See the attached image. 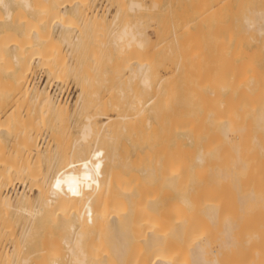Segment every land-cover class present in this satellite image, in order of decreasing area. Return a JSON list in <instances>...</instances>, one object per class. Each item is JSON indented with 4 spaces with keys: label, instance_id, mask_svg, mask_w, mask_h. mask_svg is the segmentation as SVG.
<instances>
[{
    "label": "bare ground",
    "instance_id": "bare-ground-1",
    "mask_svg": "<svg viewBox=\"0 0 264 264\" xmlns=\"http://www.w3.org/2000/svg\"><path fill=\"white\" fill-rule=\"evenodd\" d=\"M92 1L0 0V24L7 21L14 26H10L13 32L8 40L11 50V58L8 59L12 62V80H9L11 103L7 110L0 104V114L7 115V123H0V140L9 134L10 144L8 158L3 154L0 164V234L5 232L9 235V239L0 245V256L7 259L16 251L19 254V240L25 245L35 240L34 245L37 246L32 251L27 252L30 248L23 251L24 256L21 254V264H175L170 251L171 237L167 239L166 230H169L170 236H186L190 242V264L257 263L256 260L252 263L251 254H255L254 248H257L253 241L256 234L259 235V229L254 227L252 231L249 228L253 215H250L252 218L248 223L245 213L248 209L256 210L255 205L250 208V201L254 198V204L258 205L257 196L260 195L256 192L255 198L256 177L253 179L251 168H255L257 160L251 155L258 154L260 160L264 158L260 157V154L264 156V42L245 51L241 48L242 43L224 41L225 23L216 26L192 24L215 13L225 14L233 4L241 7L243 0H204L191 19L173 26L176 46L171 50L173 54L167 56L164 54L165 40L150 38L146 34L147 29L144 31L137 23H130L131 20L120 25L117 23L122 10L138 11L143 7L142 0H114L117 9H114L113 16L110 14L112 21L109 22L107 0L101 9L97 8L98 5L93 7L96 4L95 0ZM149 2L151 10L156 8L158 2ZM255 7L245 12L242 28L244 32L253 29L264 34V9ZM122 17L125 18L124 15ZM110 22L113 28L111 31L108 28V32L113 36L112 44L115 50L125 53L128 87L119 91L127 105L122 113L116 112L113 116L103 112L107 110L112 95L108 91L93 99L94 111L89 108L91 112L84 114L87 112L83 106L88 101V93L91 101L86 105L89 107L92 102V94L87 90L88 58H94L95 52L92 49V40H95L88 31L90 27L102 28ZM51 26L58 27V31L55 32L53 27V33ZM1 29L2 63L7 46L3 51L1 39L9 36L4 35L5 29ZM154 31L157 36L159 31L156 28ZM185 32L183 36L186 35L187 40L179 41V36ZM204 36H209L210 41L203 39ZM62 45L66 47L65 51ZM40 65L44 67L46 82L39 85L30 81V77ZM75 71L81 83L80 92L70 107L71 103L64 97L53 95L49 86L53 81L60 84L65 72H73L74 75ZM1 74L4 73H0V78ZM96 92L94 90V95ZM4 100L2 104L7 107ZM77 111L84 114V119L76 126L78 135L72 151L76 148L77 153L83 155L84 146L89 142L92 143V154L99 136L113 139L120 127L119 137H122V132L129 138L133 137L136 142L130 140L138 144V153L156 157L152 173L143 167L138 168L137 174L128 173L123 170L127 163L121 165L120 159L115 162V158H111L112 163L103 179V190L94 188L99 186L98 177H94L87 191V184L82 179L88 172L87 164L77 171V185L68 183L61 137L66 119L69 120ZM43 131L48 132L44 146L38 142ZM182 154L187 156L185 169L170 165L174 156ZM166 156L171 157L168 159ZM250 158L252 161L255 159L251 168ZM43 163H46V169H41ZM260 167L259 164L258 172H261ZM262 173L264 171L261 172L264 176ZM133 176L138 177V181L142 178L154 181V184L176 185L178 179L184 180L186 185L197 188L200 194L197 198L193 193L192 198L187 192L184 194V202L195 213L191 210L189 217L179 219L156 214V199L153 196L148 198L138 219L142 230L138 227L141 232L137 237L144 246L135 255L130 253V243L137 237L135 233L134 238L130 234L134 230L129 232V229H133L136 216L132 212L133 220L128 227L131 215L128 208L131 206L120 211L113 207V202H120L121 196L129 195L126 181ZM16 181L26 182L28 190H15ZM78 200L84 203L83 208ZM197 200L201 202L197 208L202 214H199L200 219L206 225L202 230L194 231L199 223V219H195L197 210L194 208ZM247 216L250 217L248 213ZM18 217L24 219V224ZM16 218L19 227L20 223L23 224L18 238L11 228ZM52 224L64 231L61 241L67 251L66 262H62L45 242L44 232L48 234L45 228L51 229ZM166 240L170 241L168 246ZM208 254L211 257H207ZM260 257L261 254L258 258L257 254L255 256L258 264Z\"/></svg>",
    "mask_w": 264,
    "mask_h": 264
},
{
    "label": "rangeland",
    "instance_id": "rangeland-1",
    "mask_svg": "<svg viewBox=\"0 0 264 264\" xmlns=\"http://www.w3.org/2000/svg\"><path fill=\"white\" fill-rule=\"evenodd\" d=\"M105 1L106 0H102V1L101 0H95L94 3L96 5H94L93 7H96L98 5L97 8L100 7L99 9H101L102 4L105 3ZM109 1H111V0H107L105 3L109 7V11H108L109 13L107 14V22H109L108 20L112 21V16L114 15V13L116 12L115 10L117 9V7H115V5H116L115 1L114 0L111 1L112 4ZM124 1L127 2V0H124ZM198 1H200V2H198ZM92 2L93 1L91 0V3ZM140 2L141 3L143 2L142 3L143 7L141 9H139L140 11L139 10L138 11L137 10L136 11H130L128 9H125V11L122 10L120 12V15L118 18L119 20H117V23L120 25L124 21L128 22L131 20L130 23H132V24L137 23L138 25L141 26V29H143L144 31H145V29H147L146 31H148V32H146V34H148L150 38H152V39L158 38L160 40H165L164 41V51H166V53H164V54L167 56V55L173 54V53H171V50L175 49V46H176V44H175L176 40L174 39V35L172 34L173 26L174 25H176V26L181 25V24L185 23L186 20L191 19L195 15V13L193 14V12L195 10H197L198 8H200L199 6L202 5L201 3L205 2V1L204 0H158V1L155 0V2L156 3L158 2V3L156 4V8L154 7V8H152V10H151V7H149V5H150L149 0H147L146 2H145V0H142ZM198 3H199V5H198ZM111 5L113 7H111ZM103 6H104V4H103ZM236 6H239V7H236ZM253 6H256L255 8L264 9V0H243V4L241 5V7L238 4H233V6H231V8L227 11L228 13L227 12H225V14L215 13L212 16H210L209 18H206V20H203L202 22L199 20H196V21L192 22V24L202 23L205 25L211 24L213 26H216L217 24L219 25V24L225 23L226 27L224 28V31L226 33V37L224 38V41H227V42L232 43V44L242 43L241 48H244L245 51L246 50L248 51V50L255 48L254 46L256 44L264 42V34H259L256 30H253V29L249 30L248 32H244L243 28H242L243 18L246 15L245 12L246 11L249 12V9H252ZM191 7H192V9H191ZM1 12L2 11H0V14H1ZM123 12H125V13H123ZM236 12H237V14L235 15ZM111 13H113V14H111ZM147 14H149L150 16ZM247 14H250V13H247ZM122 15H124L125 18H123ZM144 15H145V17L148 16V18H146V20L144 19L145 18ZM230 15L232 16L231 19H230V17H231ZM150 17H152V18H150ZM150 19H152V20H150ZM134 20L135 21L137 20V21L134 22ZM139 20H141V23L139 22ZM119 21H120V23H119ZM9 22H12V21H9ZM148 22H151V23H148ZM0 25H1L0 27L3 30L5 29L3 31L4 35L7 34V37L9 36V38H7V39H5V38L1 39V41H3V47L7 46V50H6V47H4L3 51L6 50V51H4L6 57L4 56L5 60L3 59L4 61L2 60V63L0 62V64H1L0 65V71H2L0 73H4V74H1V78H0V84L2 86V88H0V91L2 93L4 92V94L0 93V95H1L0 96V99H1L0 104L4 108V110H7V109H9L8 106H10L9 103H11L9 101V100H11L9 84L12 80V76H11L12 73L10 72L12 70L10 68L12 66V64H11L12 62H11V59H8L9 57L11 58V55L9 53V51H11V50H10V46H9L10 42H8V40L11 37V35H9V34L11 32H13L12 27H14V26L12 25V23H10V25H9V23L7 24V21H4V23L0 24ZM110 25H111V27H110ZM10 26H12V27H10ZM106 26H107V28H106ZM106 26L102 27V28L100 26L90 27V29L88 31L90 33V35L92 34V37L95 40V41L92 40V49L95 52L93 54L94 58H88L89 63L87 65H88V71L90 74L88 75V77L86 79H87V90H88V92H91V94H92L91 95L92 96L91 97L92 102H91V104L89 103V107H88L87 102L91 101V99H89L90 93H88L89 94L87 96L88 101L85 103V106H83L84 110H86L87 112L85 111L86 113H84V114H87L88 111L90 113L92 109L94 111L95 102L93 99H95V98L97 99V96L103 95V94L107 93L108 91H111L112 95H111L110 99L108 100L109 105H108L107 110H105L103 112L108 113L109 115L113 116V115H116L115 114L116 112L122 113L125 110L126 105H127L125 102L126 99L124 97L122 98V96H121V94H123V93L122 92L120 93V91H123V89L125 90L128 87V84H127L128 82H126V80H127V68L124 66L125 53L123 51L115 50L114 45L112 44L113 36H112V34H110L111 32H108V28H109V31H111L113 28V24L110 22ZM53 27H55V32H57L58 27H56V26H53ZM53 27L51 26V31H53V33H54ZM153 28L154 29L156 28V30L159 31V33L157 32V34H158L157 36H156V33H155ZM186 33L187 32H185V33L181 34V36H179V41L187 40L186 38H188V37L186 35L183 36ZM152 34H154V35H152ZM202 38L210 41L209 36H207V37L204 36ZM7 42L9 44H6ZM63 45H62V48H63V51H65L66 47L65 46L63 47ZM259 47H261V46L259 45ZM7 60H8V62H7ZM75 77H76V71H75L74 75H73V72H65V74L63 75V80L60 82V84H58L56 81L55 82L53 81L50 83V86H49V91H51L53 93V95H56V97H58V98L64 97L65 99H67L69 101V103H71L70 107H73V103L75 101V98H77L78 93L80 92V90H79L80 89L79 86L81 84L80 79L78 78V76L76 78ZM30 78H31L30 81L36 82L39 85L41 83H45L46 82V74L44 72V67L42 65L38 66ZM4 79H5V81L3 82ZM9 80H10V82H9ZM4 86H5V88H4ZM94 90L98 91V93L96 92L97 95H94L95 94V93H93ZM5 91H7V93H5ZM4 98H5V100H4ZM3 100H4V102L6 101L5 106H7V107L3 106V104H4V103L2 104ZM7 101H9V102H7ZM121 102H123L122 103L123 105L120 104ZM7 104H9V105H7ZM111 104L114 106H110ZM1 106H0V108H1ZM120 106H123V108L121 109ZM89 108L91 110H89ZM116 110H118V111H116ZM75 113L73 114L74 118L70 116L69 120H68V118L66 119L68 121V123L66 121V125L63 126L64 133L61 137V142H62L63 148H64V153H63L64 164H66L64 169L67 171V176H68V181H69L68 183H72V186H73V184H74V186H76L77 183L79 182V177H78L77 171H79L84 164H87L89 166L88 172H86V174L82 178L85 181V185L87 184V188H86L87 191H88V189H90L89 188L90 183L92 182L94 177H98V179H99L98 180L99 186L94 187V188H96V190H103L104 189L103 179H104L105 173L109 170V167L112 163L111 158H115V162H119V159H120L119 163L121 165L124 162L127 163V167L124 168L123 170L128 171V173H132V174L133 173H135V174L139 173V170H138L139 167L148 168L152 173V171L154 170V166H153L154 165V159L156 157L153 154L148 155V154H144V153H138L137 149L139 150V147L136 146V145H138L137 143H132V141H134L133 137L129 138L128 135L125 136L124 132H122V137H119V136H121V134L119 135V133H118L120 127H118V130H117L115 136H113V139H110L108 136H99V138L96 142L97 146H95L96 149H95V151H93L92 154H90L92 143H89V142L86 143L84 146L83 155L78 154L77 153L78 150L76 148H73V151H72V146H73L74 140L76 139V137L78 135L76 126L78 124H80L81 122H83V119H84L83 113H78V111ZM1 114H3V113L1 112ZM1 114H0V123H5L6 119H7V117H6L7 115H4V114L1 115ZM70 118H73V120L72 119L70 120ZM2 119H3V122H1ZM42 133H43V135H41L38 142L41 141L39 143H41V145L44 146L45 145L44 143H47V141H48V139H45V138H47L48 132L43 131ZM7 135L9 137V134H7ZM8 137L6 136L5 139L0 140V164H1V159H3L4 156H5L4 158H6V159L8 158V151H9L8 148H10ZM7 138H8V143H6ZM125 139H127V140H125ZM130 139L131 140L133 139V140L131 141ZM4 140H5V142H4ZM2 141L5 143V145ZM91 142H94V140L93 141L91 140ZM134 142H136V141H134ZM7 144L9 145V147ZM129 144H131V145H129ZM3 154H4V156H2ZM166 157L168 159H170L171 156H166ZM251 157L252 158L256 157L255 159L257 160V162H254L255 159L252 161V159L250 158L249 165L251 168L252 167L251 163L254 162V166H255L254 169L255 170L251 168L253 179L256 177L254 180V182H255L254 184L256 185V183L258 182V186H261L260 187L261 189H260V188H258V186L256 187L254 185L255 198L257 196L256 192L258 194H260L257 196V198L259 197L258 200H259L260 204H259V202H258V205H257V203L254 204L253 201H255V199L253 198L252 202L250 201V203H251L250 208H252V205H253V207L255 205L256 210H255V208H252V210L255 211L254 213L251 209L250 210L248 209V211H247L249 216L253 215L252 216L253 218L251 216L249 218H247L248 217L247 213H245L246 216L245 215L244 216L247 219L246 221L248 223L250 222V218H252L251 220L253 223L250 222L251 226L249 227L251 230L254 227L259 229V230H257V232L259 231V235L257 233L256 234L257 237L254 236L258 240L254 239L255 242L253 241V244L254 243L256 244V245L254 244V247L257 246V248H254L255 254H253V253L251 254V256H253L252 263H255L254 260H256L257 263H255V264H258L257 259H255V256L257 254V258H258V255L260 256V254H261L262 257H260L259 264H264V183L259 184L261 182H264V180H262V178H264V176H261V172L264 171V169H261L262 167H264V163H262V162H264V158H262L264 156H262L260 154V157L262 158V160L258 159L259 158L258 154L257 155L252 154ZM173 158H175V160ZM173 158H172L173 163H170V165H174L176 168L185 169L186 166L188 165L187 156H185L183 154L181 156H174ZM168 161L169 160H167V162ZM260 161H262V162L260 163ZM259 164L261 166L260 167L261 172H258L259 171V169H258ZM45 165H46V163L45 164L43 163V166H41L42 168L41 167L40 168L46 169ZM115 167H118V166H115ZM0 169H1V165H0ZM114 170H117V168H114ZM205 171L207 172V169H205L204 172ZM255 172H258V174L260 173V175L258 176L257 173L255 174ZM262 174H264V173H262ZM185 175H186V172H185ZM183 178H185V176H183ZM126 182H127V184L125 187H126V190L129 191V195L121 196L122 197L121 201L120 202L119 201L113 202V207L116 206L117 209L120 211V210H125L126 207L128 208V206H131V208L130 207L128 208V209H131V211L129 210L131 215L129 214L130 215V221H129L130 223L128 224V227L133 220V217L131 220V216H132V212H133V215L136 216V220L135 219L133 220V223H132L133 229H132V227L129 229V232L134 230L130 233L131 235L133 234V237H134L135 233H136L135 237H137V235L142 230L141 226L139 225L140 221H138V219H139L140 215H142V213H143L142 211H144L143 209L146 208L145 204H147L148 198L153 196L152 198L156 199L155 203H157V205H158V207H157L158 210H157L156 214H159L162 216L166 215V216H168V218H172V219H179V218H182V217L187 216V215L189 217V214L192 213L191 210H193L192 208L188 207V205L184 202V200H183L184 194L187 192L191 198H192V193H193V196H195V198H197L198 195L200 196V194L197 193V191H198L197 188L190 186V185H186L184 180L181 181L180 179H178L176 181V185H169V184H162V183L161 184H154V181H149V180H145L142 178H140V180L138 181V177H136V176H133L132 179L129 178ZM26 184H27L26 182L23 183L21 181H16L15 182V190H16V188H17V191L18 190H28V187L26 186ZM24 186L26 189L24 188ZM94 186H96V185L94 184ZM74 190L75 189H73V191ZM218 190H219V188H218ZM226 192H227V190H225V193ZM210 193H211V190H210ZM226 194H227L226 195V197H227L228 193H226ZM229 196H231V195H229ZM199 201L200 200H197L196 201L197 203L195 204L196 206H194V208H196V210L201 205L200 204L201 202H199ZM78 204L81 208L84 207V203L81 200H78ZM159 210H161V211H159ZM122 212H125V211H122ZM196 212H197V214H196L195 219H199V223L197 224V227H196V229H194V231L200 230V229L202 230V228H204L203 226L206 225L205 222L201 221V219H200V215H202L201 212H199L198 210ZM249 212H250V214H249ZM193 213H195V210H193ZM142 217H144V214ZM18 219H20V222H22L24 224L23 218L18 217ZM21 219H23V221ZM16 221H17V218L15 219V222L13 223V225L11 224L12 225L11 228H12V230L14 229V232L16 234L15 236L18 238L20 236L19 231L22 230L23 224L20 223V227H19V223H18L19 220L17 222ZM87 223H88V221L86 220V224ZM52 225L53 226L51 229L49 228L48 230H46V228H45V231L48 232V234L46 232H44L45 242L48 244V246H50L54 250L53 251L54 253L58 254L61 257L60 260L62 262H66L67 251L64 247V244L61 241V238L63 236L64 231L60 230L58 226H55V224H52ZM138 227H140L141 230L138 229ZM19 228L21 230H19ZM134 228H136V230L138 229L139 231H135ZM17 229H18V231H17ZM166 232H168L167 239L171 237V240H172L171 245H170V251H171L172 259H173L172 261L175 264H190L189 263L190 251L188 248V244L190 242L186 239V236L181 237V238H177V237L172 236V235L170 236L169 230H166ZM37 237L39 240L40 237L39 236H37ZM8 239H9V235L7 233H5V232L1 233L0 234V245L2 242H6V240H8ZM38 240H36V242H38ZM19 241H20L18 244L19 254L16 251L15 254L10 256L11 259L9 256L7 259H4L0 256V264H21L22 263L21 258L24 256L23 251H26L28 248H30V249L27 250V252L30 250L32 251L37 246V244L34 245L35 240H34V242L30 243L29 245L26 244L27 246L24 244V242H21V240H19ZM168 243H170V241L167 242V240H166L167 246L169 245ZM130 244H131L130 245L131 255L137 254L138 250L139 249L141 250L144 246V245L142 246V241L140 239H138V237H137V240L136 239L133 240V238H132V242ZM7 245L8 244L6 243V246ZM20 246H22V249H21L22 251L20 250ZM8 247H9V245H8ZM27 252H25V255ZM21 254H23V256L20 258ZM207 257H211L210 254H208Z\"/></svg>",
    "mask_w": 264,
    "mask_h": 264
}]
</instances>
